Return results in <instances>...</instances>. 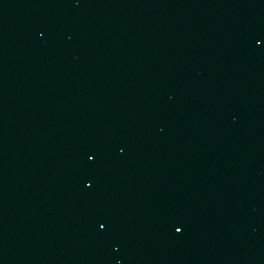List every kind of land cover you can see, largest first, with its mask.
I'll use <instances>...</instances> for the list:
<instances>
[{
	"label": "water",
	"instance_id": "water-1",
	"mask_svg": "<svg viewBox=\"0 0 264 264\" xmlns=\"http://www.w3.org/2000/svg\"><path fill=\"white\" fill-rule=\"evenodd\" d=\"M84 264H264V0H18Z\"/></svg>",
	"mask_w": 264,
	"mask_h": 264
}]
</instances>
